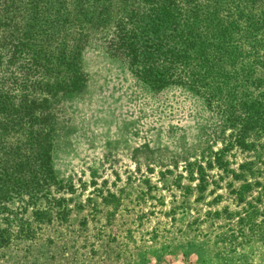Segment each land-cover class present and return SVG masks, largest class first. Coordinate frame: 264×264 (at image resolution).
Returning <instances> with one entry per match:
<instances>
[{"label": "rangeland", "instance_id": "374dc122", "mask_svg": "<svg viewBox=\"0 0 264 264\" xmlns=\"http://www.w3.org/2000/svg\"><path fill=\"white\" fill-rule=\"evenodd\" d=\"M108 2L106 24L86 25L79 36L80 29L58 26V14L34 22V35L28 0L5 11L8 0H0V92L15 102L41 99L44 82L61 77L60 50L74 43L87 80L49 110L58 181L50 191L64 201L41 222L27 197L7 203L13 213L0 214V227L13 235L0 247V264H264V133H248L243 147L202 95L138 79L109 45L120 19L145 6ZM251 8H264V0ZM25 33L27 51L12 62V44ZM243 45L253 57L252 43ZM258 45L264 57L263 38ZM253 65L263 80L257 93L264 61ZM18 218L31 222L33 237L17 235Z\"/></svg>", "mask_w": 264, "mask_h": 264}, {"label": "trees", "instance_id": "16d2710c", "mask_svg": "<svg viewBox=\"0 0 264 264\" xmlns=\"http://www.w3.org/2000/svg\"><path fill=\"white\" fill-rule=\"evenodd\" d=\"M140 1L145 7L120 19L109 45L124 55L130 71L156 90L181 85L205 97L224 124L235 129L236 141L243 147L248 133H264V90L253 92L263 81L253 77V64L264 61L258 45L264 39V8H251L258 0H210L208 5L197 0ZM15 4L16 0H8L2 4L3 11ZM28 4L34 35V22L57 14L58 26L80 29L79 36L86 25L101 27L109 19L108 0H28ZM26 34L12 44V62L26 53ZM247 40L256 52L253 57L242 49ZM80 49L74 43L60 50L57 66L61 77L44 82L41 99L22 97L15 102L0 92V214H12L7 203L27 197L33 221H49L48 209L64 201L52 197L50 191L58 181L52 163L56 119L49 110L54 101L85 88ZM14 133L22 138L14 143L4 140ZM40 199L49 202L47 209L37 208ZM67 211L63 208L62 216ZM17 220V235L33 237L31 222ZM12 235L11 227H0V247L7 245Z\"/></svg>", "mask_w": 264, "mask_h": 264}]
</instances>
